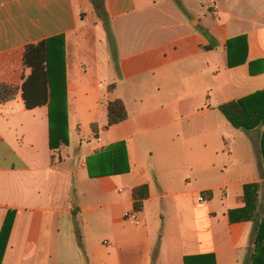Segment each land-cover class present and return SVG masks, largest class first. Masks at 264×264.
I'll list each match as a JSON object with an SVG mask.
<instances>
[{
    "label": "crops",
    "instance_id": "crops-1",
    "mask_svg": "<svg viewBox=\"0 0 264 264\" xmlns=\"http://www.w3.org/2000/svg\"><path fill=\"white\" fill-rule=\"evenodd\" d=\"M94 2L0 0V82L21 87L26 47L65 37L70 138L52 151L48 107L27 110L21 90L0 105V231L16 212L2 264H247L264 127L237 130L219 107L264 90L250 74L264 61V0H104L116 55ZM240 37L245 63L230 68ZM116 100L128 118L107 129ZM118 143L130 172L91 178L89 159Z\"/></svg>",
    "mask_w": 264,
    "mask_h": 264
},
{
    "label": "trees",
    "instance_id": "trees-1",
    "mask_svg": "<svg viewBox=\"0 0 264 264\" xmlns=\"http://www.w3.org/2000/svg\"><path fill=\"white\" fill-rule=\"evenodd\" d=\"M97 14L105 30L111 54L117 52L116 39L113 34L111 18L103 7L97 9ZM209 39L211 36L204 33ZM240 37L227 44L228 66L237 67L245 63L242 51L235 53L231 47L234 41H243ZM241 58V59H240ZM65 58V37L58 36L44 40L37 44L28 45L24 54L25 68L31 72L23 77L21 87L0 82V105L16 99L22 91L23 100L27 110L47 106L49 109V146L52 151L70 145L68 93ZM116 61V60H115ZM264 73V61L260 60L250 64L252 76ZM115 88L114 85L110 90ZM108 111V124L106 128L120 124L127 120L128 113L124 103L116 100L106 103ZM221 114L231 126L245 132L254 131L264 127V90L237 101L225 103L219 107ZM98 136V127L93 126ZM261 154L264 163V130L261 136ZM131 170L125 143H118L100 152L88 161V171L91 178L103 176L122 175ZM250 187H246L248 191ZM149 199V186L143 185L133 191L134 210L142 212L145 202ZM76 215V213H75ZM264 203L259 212L252 218L253 231L251 233L250 256L247 264H264ZM16 212L9 211L0 231V264L3 263L8 247L9 238L13 228ZM79 243L81 236L78 233ZM185 264H215L213 256H189Z\"/></svg>",
    "mask_w": 264,
    "mask_h": 264
},
{
    "label": "water",
    "instance_id": "water-1",
    "mask_svg": "<svg viewBox=\"0 0 264 264\" xmlns=\"http://www.w3.org/2000/svg\"><path fill=\"white\" fill-rule=\"evenodd\" d=\"M95 6L96 7H100L101 5H103V3H104V0H95Z\"/></svg>",
    "mask_w": 264,
    "mask_h": 264
},
{
    "label": "built area",
    "instance_id": "built-area-1",
    "mask_svg": "<svg viewBox=\"0 0 264 264\" xmlns=\"http://www.w3.org/2000/svg\"><path fill=\"white\" fill-rule=\"evenodd\" d=\"M205 201H206V199L204 197L200 198V202H205Z\"/></svg>",
    "mask_w": 264,
    "mask_h": 264
}]
</instances>
